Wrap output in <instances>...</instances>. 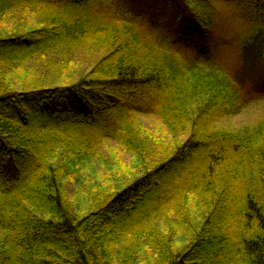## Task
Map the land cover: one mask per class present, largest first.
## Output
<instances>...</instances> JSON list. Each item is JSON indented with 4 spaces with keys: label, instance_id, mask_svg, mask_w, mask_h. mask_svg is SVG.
<instances>
[{
    "label": "trees",
    "instance_id": "1",
    "mask_svg": "<svg viewBox=\"0 0 264 264\" xmlns=\"http://www.w3.org/2000/svg\"><path fill=\"white\" fill-rule=\"evenodd\" d=\"M138 1L0 0L35 20L0 35V264H264V107L229 122L264 100V0ZM50 54L82 74L8 85Z\"/></svg>",
    "mask_w": 264,
    "mask_h": 264
},
{
    "label": "rangeland",
    "instance_id": "2",
    "mask_svg": "<svg viewBox=\"0 0 264 264\" xmlns=\"http://www.w3.org/2000/svg\"><path fill=\"white\" fill-rule=\"evenodd\" d=\"M215 1L223 13H228L230 15H233L234 12L237 10L236 2L233 0H215ZM166 5H167L166 1L164 0H139L137 8H138V12H140L144 18L151 19L153 21H158L160 18L167 15L166 8L168 7ZM242 14L243 12H238L236 14V17L233 16V19L234 20L237 19V17H240ZM33 17H34L33 15L29 16V20H26L25 22H21V20L15 16H7L0 18V35H6L8 33L15 31H23L24 29L30 27V25L35 23ZM219 51L221 55L219 56L220 61L223 63L225 62L230 63L227 53L222 49L221 50L219 49ZM76 55L77 57L73 59L71 58V60H73V62L79 63L82 66L85 65L83 64L85 62L83 60V55L78 52L76 53ZM52 56L53 55L50 54L42 57L32 58L28 62V64L24 66V68H16L8 73H6L5 69H2V72L6 73V80L8 85L14 87L13 89H28L31 86H33V84L37 83V80L38 78L40 79V77L42 78L40 79V81L43 82L50 81V83L54 82V83L62 84L67 82H73L76 79H78L80 74H82V73H78L79 69L76 70L74 69L73 72H67V71L66 72L63 71L62 73L59 72L57 68L55 69V67L56 65H59L61 61L60 60L61 57H52ZM261 78L262 77L258 79ZM263 81L264 79L258 80L257 86H260ZM73 103L77 105L75 101ZM263 103L264 100L263 101L261 100L257 103L256 102L252 103L251 106L247 108L245 112L242 113L241 116H239L238 118H234L229 122H232V124L240 123V121H244V120L248 121L250 119L255 118V116L258 114V111L264 107ZM139 119H140L139 122H141L146 127V129L149 131L148 133L150 134L153 133L154 135H158V134L163 135L165 132H167L160 125V123L156 121L157 119H153L150 117H140ZM106 144L107 143H102L101 146L107 157V160L110 163L119 162L123 158L124 160L123 163L125 164V166L126 165L130 166V164L129 165L127 164L128 162H132L130 154H124V152H122L118 148V146L114 143H112L111 145H106ZM103 166H104V162L100 164L93 163L91 164V168L89 169V171L94 170L95 174L96 173L98 174V172L101 171V174L103 175L101 178L103 180V183L109 186V184L112 183V181L108 180L107 176H105L107 174L106 173L107 171L103 169ZM128 168L129 167H125L123 171L127 170ZM128 173L129 176H131L132 173L130 170L128 171ZM128 173L127 172L121 173V176L124 177L123 180L129 179V176L127 177Z\"/></svg>",
    "mask_w": 264,
    "mask_h": 264
}]
</instances>
